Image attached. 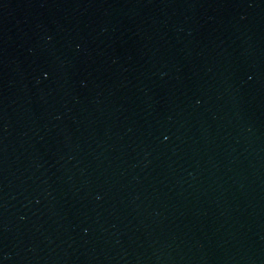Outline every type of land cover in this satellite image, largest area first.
Instances as JSON below:
<instances>
[{
    "label": "water",
    "instance_id": "1",
    "mask_svg": "<svg viewBox=\"0 0 264 264\" xmlns=\"http://www.w3.org/2000/svg\"><path fill=\"white\" fill-rule=\"evenodd\" d=\"M0 264H264V0H0Z\"/></svg>",
    "mask_w": 264,
    "mask_h": 264
}]
</instances>
